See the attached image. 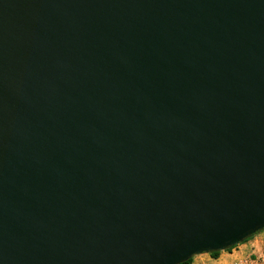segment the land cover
<instances>
[{
	"label": "water",
	"instance_id": "water-1",
	"mask_svg": "<svg viewBox=\"0 0 264 264\" xmlns=\"http://www.w3.org/2000/svg\"><path fill=\"white\" fill-rule=\"evenodd\" d=\"M263 229L264 0H0V264Z\"/></svg>",
	"mask_w": 264,
	"mask_h": 264
},
{
	"label": "crops",
	"instance_id": "crops-1",
	"mask_svg": "<svg viewBox=\"0 0 264 264\" xmlns=\"http://www.w3.org/2000/svg\"><path fill=\"white\" fill-rule=\"evenodd\" d=\"M262 243H264V229L238 245L233 246L231 249L219 251L220 254L217 258L210 257L209 253L193 256L191 264H207L206 262L209 260L208 257L212 258L215 264H231L249 256L252 257L254 253L261 252L259 250Z\"/></svg>",
	"mask_w": 264,
	"mask_h": 264
},
{
	"label": "built area",
	"instance_id": "built-area-1",
	"mask_svg": "<svg viewBox=\"0 0 264 264\" xmlns=\"http://www.w3.org/2000/svg\"><path fill=\"white\" fill-rule=\"evenodd\" d=\"M254 258H251V256L245 258V259H241L238 261H235L231 264H256L259 261H263L264 262V252H261L260 254H253ZM252 255V256H253Z\"/></svg>",
	"mask_w": 264,
	"mask_h": 264
},
{
	"label": "trees",
	"instance_id": "trees-1",
	"mask_svg": "<svg viewBox=\"0 0 264 264\" xmlns=\"http://www.w3.org/2000/svg\"><path fill=\"white\" fill-rule=\"evenodd\" d=\"M231 248H232V247H230V248H228V249H231ZM219 254H220L219 251H214V252H210V253H209L210 257H212V258H217ZM192 259H193V257L190 258V259H188V260H186V261H184V262H181V263H179V264H191V263H192Z\"/></svg>",
	"mask_w": 264,
	"mask_h": 264
},
{
	"label": "rangeland",
	"instance_id": "rangeland-1",
	"mask_svg": "<svg viewBox=\"0 0 264 264\" xmlns=\"http://www.w3.org/2000/svg\"><path fill=\"white\" fill-rule=\"evenodd\" d=\"M259 251L264 252V243L261 244ZM261 252L254 253V254H260ZM208 258H209V260L206 262L207 264H215V262H213L212 258H210V257H208ZM251 258H254V255ZM256 264H264V262L263 261H259Z\"/></svg>",
	"mask_w": 264,
	"mask_h": 264
}]
</instances>
